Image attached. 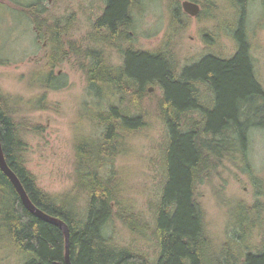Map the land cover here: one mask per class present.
Returning a JSON list of instances; mask_svg holds the SVG:
<instances>
[{
	"label": "trees",
	"instance_id": "16d2710c",
	"mask_svg": "<svg viewBox=\"0 0 264 264\" xmlns=\"http://www.w3.org/2000/svg\"><path fill=\"white\" fill-rule=\"evenodd\" d=\"M169 1L175 5L173 22L182 21L178 16L179 0ZM127 3L128 0H109L105 13L97 21L109 29L106 42L110 44L114 36L125 32L129 23ZM235 5L238 19L231 26V34L236 51L226 58L206 54L181 70L158 51L129 48L123 65L112 66L101 48L81 51L72 44L71 48L86 59L82 68L89 94L99 99L120 96L118 102L110 101L104 109L96 105V110L89 114L97 124L98 134L80 135L76 139V183L61 196L42 190L26 166L25 136L28 132H42L43 126L18 116L19 106L11 104L0 89V139L5 159L30 200L68 224L73 264H264V247L259 251L244 250L238 241L231 242L233 238L222 243L220 255L210 251L212 240L206 226V211L198 198L200 183L217 170L223 159L240 154L250 166L247 146L250 129L264 128V86L255 73L251 56L245 24L246 0H236ZM23 8L24 15L34 24L43 25V21L41 24L38 21L36 3L25 4ZM44 11L43 8L40 14ZM47 27L53 46L45 72L49 81L43 84L51 88L53 66L63 53L59 34L65 28L53 22ZM204 38L208 44L214 41L211 32L205 33ZM152 84L163 90L159 109L168 132L163 155L165 183L153 227L160 250L155 263L141 253L117 245L105 228L112 217L133 232L147 227L125 197L114 162L122 153L127 136L147 124L142 113H131L129 109L140 110ZM202 86L211 92L207 101L202 99ZM39 104L49 107L45 99H40ZM82 194L86 195L85 206L80 207ZM249 213L246 208L244 220L237 221L243 233L236 235L239 238L235 240H243L256 225ZM0 237L7 256L18 253L21 257L16 264H66L63 231L25 206L1 168ZM235 246L237 252L233 250ZM226 253L227 258L222 259Z\"/></svg>",
	"mask_w": 264,
	"mask_h": 264
},
{
	"label": "rangeland",
	"instance_id": "374dc122",
	"mask_svg": "<svg viewBox=\"0 0 264 264\" xmlns=\"http://www.w3.org/2000/svg\"><path fill=\"white\" fill-rule=\"evenodd\" d=\"M182 1L178 4V16L182 21L173 22L175 5L169 0H142L143 9L140 15L137 14L131 44L116 41L104 46L89 37V27L80 26L82 15L77 19L79 24L72 19L71 30L64 39L68 45L61 51L60 63L52 71L53 88H48L43 84L49 81L45 73L47 49L42 46L46 33L37 32L36 25L24 15L23 7L29 3L42 6L45 11L39 14V19L47 29L55 16L63 20L71 18L65 14L75 12L76 5L66 2L54 8L47 0H0V60L4 62L0 63V89L11 104L19 106L18 116L43 126L42 132H28L25 136L28 143L26 166L42 190L61 196L73 189L76 139L80 135L97 136V124L89 114L96 110V105L98 109H104L110 101L118 102L120 96L99 99L89 94L87 76L82 68L86 59L81 52L71 48L72 44L81 51L88 47H104L108 60L116 65L122 63V50L127 46L158 51L178 70L209 53L226 58L236 51L237 44L231 34V26L238 19L236 0H201L196 2L199 10L195 16L183 10ZM245 24L255 73L264 86V0H246ZM207 32L213 34L211 44L204 38ZM150 86L152 91H146L140 110L129 109L131 113H142L147 124L127 136L123 151L114 162L125 197L141 214L147 227L133 232L118 218L112 217L105 228L117 245L141 253L155 263L160 250L153 227L165 183L163 155L168 132L159 109L163 90L159 85ZM201 93L206 101L211 96L207 86L201 87ZM40 99H45L49 107H40ZM247 146L251 167L240 154L227 157L198 187V198L205 208L206 226L212 240L210 251L218 254L222 243L231 238V242L238 241L244 250L259 251L264 247V128L250 129ZM85 197V194L81 195L80 207L85 206ZM256 204L259 207H254ZM246 208L256 225L243 240H235L239 238L236 235L243 233L237 221L244 220ZM233 250L238 251L236 246ZM7 253L0 245V264L20 262L18 253L10 256ZM224 258L227 253L222 255Z\"/></svg>",
	"mask_w": 264,
	"mask_h": 264
},
{
	"label": "flooded vegetation",
	"instance_id": "af4514ba",
	"mask_svg": "<svg viewBox=\"0 0 264 264\" xmlns=\"http://www.w3.org/2000/svg\"><path fill=\"white\" fill-rule=\"evenodd\" d=\"M47 1L49 2V5H52V7L54 8L58 7L59 5L65 4L66 2L68 3V5H70V3H74L76 5L75 12L73 13L69 12L65 14L66 16H70L71 18H65L63 20V19H58L57 16H55L54 19L52 20L53 23H57L62 28L63 27L65 28V31L63 33L60 32L61 34H59V40L61 43V51H64L65 46L68 45V41L64 39L68 37V30L69 31L71 30L69 28L72 25V19H74V21L77 24H79L77 19H79L82 16L84 20L82 19L83 24H81L80 26L89 27V30H90L89 37L97 42H100L104 46L105 44L111 45L110 42H106V36L109 33V29L106 26L99 25L97 22L99 18L105 13L109 5V0H47ZM42 9H43L42 6L37 4V11H38L37 16H38V21L40 22V24H41V21L39 19V14ZM66 9L68 8H65V10ZM142 9H143L142 0H128V3H127V14L128 15L127 16H128L129 23L127 27L125 28V32L123 34L121 35L117 34L116 36H114V43L118 41L120 43L131 44L130 42L134 41V37H135L134 25L136 22V18L138 15L141 14ZM35 25H36L35 28L39 34L41 33V31H45L46 33L44 34L42 46L47 49L45 52V60L48 61L49 57H51L52 55V46H53L51 32L49 29H44L42 25H41L42 27L39 26L38 23ZM129 48L136 49L134 47H131V45L125 47L122 50L123 60L120 65H116L112 63L110 60H108L107 55L105 54L106 52L104 51V47L101 49L104 51L106 60L110 64H112V66H121L124 63L126 50ZM144 51H147V50H144ZM60 60L61 58L57 61V64L53 66V69L56 67V65L60 63Z\"/></svg>",
	"mask_w": 264,
	"mask_h": 264
},
{
	"label": "water",
	"instance_id": "95a60500",
	"mask_svg": "<svg viewBox=\"0 0 264 264\" xmlns=\"http://www.w3.org/2000/svg\"><path fill=\"white\" fill-rule=\"evenodd\" d=\"M182 8L183 10L188 13L191 16H195L198 13L199 10V4L196 2H193L191 0H183L182 1ZM148 91H152V86L148 88ZM0 168L3 170V172L9 177L11 182L13 183L16 191L19 193L23 203L25 206L36 216L44 219L45 221H48L50 223L56 224L59 226V228L63 231L65 236V254L64 259L66 264H73L70 257V246H69V227L68 224L63 221L62 219L53 216L42 209H40L38 206H36L29 198L26 190L24 189L21 181L17 177V175L14 173V171L9 167L4 153L2 149V143L0 139Z\"/></svg>",
	"mask_w": 264,
	"mask_h": 264
},
{
	"label": "bare ground",
	"instance_id": "6f19581e",
	"mask_svg": "<svg viewBox=\"0 0 264 264\" xmlns=\"http://www.w3.org/2000/svg\"><path fill=\"white\" fill-rule=\"evenodd\" d=\"M210 8V7H209ZM202 99H203V97H202ZM0 243H2V239H1V237H0Z\"/></svg>",
	"mask_w": 264,
	"mask_h": 264
}]
</instances>
